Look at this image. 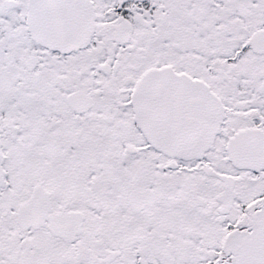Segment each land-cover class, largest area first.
I'll return each instance as SVG.
<instances>
[{"label":"flooded vegetation","instance_id":"1","mask_svg":"<svg viewBox=\"0 0 264 264\" xmlns=\"http://www.w3.org/2000/svg\"><path fill=\"white\" fill-rule=\"evenodd\" d=\"M239 233L264 264V0H0V264H229Z\"/></svg>","mask_w":264,"mask_h":264},{"label":"water","instance_id":"2","mask_svg":"<svg viewBox=\"0 0 264 264\" xmlns=\"http://www.w3.org/2000/svg\"><path fill=\"white\" fill-rule=\"evenodd\" d=\"M30 9L34 11L37 9V0H31L30 1ZM31 30L34 31V19L31 21ZM143 104L146 106L147 101H143ZM201 139V145H202V150L206 149V147L212 142L214 139L213 136L208 137V136H203L200 138ZM242 235H235L232 239L229 240L227 244V251L233 254V259L231 264H243L242 261Z\"/></svg>","mask_w":264,"mask_h":264}]
</instances>
